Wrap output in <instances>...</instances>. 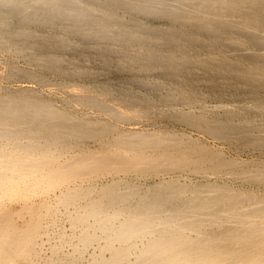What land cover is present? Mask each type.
Here are the masks:
<instances>
[{
	"label": "bare ground",
	"instance_id": "obj_1",
	"mask_svg": "<svg viewBox=\"0 0 264 264\" xmlns=\"http://www.w3.org/2000/svg\"><path fill=\"white\" fill-rule=\"evenodd\" d=\"M0 51L71 95L0 88V264H264V162L77 113L264 150V0H0ZM169 172L227 179L134 181Z\"/></svg>",
	"mask_w": 264,
	"mask_h": 264
},
{
	"label": "rangeland",
	"instance_id": "obj_2",
	"mask_svg": "<svg viewBox=\"0 0 264 264\" xmlns=\"http://www.w3.org/2000/svg\"><path fill=\"white\" fill-rule=\"evenodd\" d=\"M9 58V59H8ZM18 58H20V57H9L7 54H5L4 52H1L0 51V70H1V72H0V88H3L4 87V89H12V90H16V89H26L27 87L28 88H31V89H35V90H37V89H39V92H41V94H42V96L44 97V98H46V99H48L49 101L50 100H52V102H55V103H57V106L58 107H60V108H62V109H65V110H68L69 111V108H67V107H65V105H63V104H61L60 102H59V100L58 99H60V98H62L63 96V98H65V99H68V100H70L71 99V95H70V93L66 90H63L62 88H57L56 87V89H55V87H40L37 83L35 84V82H30L29 80L27 81V80H25V79H22V81L21 80H19V81H17V80H10L9 81V79H8V81H7V79H6V73H7V70L9 69V68H11L12 66H14V64L16 65V66H20L21 65V67H25L26 65L24 64L25 63V61H24V59L23 58H21V59H19L18 60ZM8 59V60H7ZM14 60V61H13ZM6 61V62H5ZM9 61V62H8ZM11 61V62H10ZM4 62V63H3ZM6 63V64H5ZM9 63H11V64H9ZM13 63V64H12ZM23 65H25V66H23ZM5 66H7V67H5ZM5 67V68H4ZM3 70H5V71H3ZM43 73L45 74V76H47V77H49V79H51L53 76L49 73V72H44L43 71ZM43 74V75H44ZM3 76V77H2ZM3 79V80H2ZM24 80V81H23ZM52 80H55V79H52ZM5 81V82H4ZM17 81V82H16ZM21 81V82H20ZM27 83H26V82ZM10 83V84H9ZM6 84V85H5ZM37 85V86H36ZM17 86V87H16ZM6 87V88H5ZM25 87V88H24ZM33 87V88H32ZM62 89V90H61ZM56 91V92H55ZM43 92H45V94L43 93ZM52 93V94H51ZM67 94V95H66ZM60 105V106H59ZM86 108V109H85ZM77 113H79V114H86V115H88V116H90V117H92L93 119H100V117H101V119L100 120H104V121H106V122H108L111 126H113L114 128H117V130H121V131H124V130H126V131H134V130H138V131H150V132H161V130H162V132H164V133H166V132H170V131H175V132H179V134H181V135H185V136H187V135H190V136H192V137H194V138H196V137H198V139H200L201 141H203L207 146H211V148L213 149V150H215V151H219V153L221 154V155H223V157L224 156H226V157H224V158H226V159H230V160H234L235 161V159H236V161H253V159H254V161L255 160H257V161H261V162H264V154L263 155H258L260 152H263L264 153V150L263 149H261L260 147H256V146H249V145H246V144H243V143H239L238 141H228L227 143L225 142L224 143V141H220V140H218V141H220V142H218V141H216V140H214V139H212L211 137H209L208 135L206 136V135H203V134H201V133H198L197 131H193V129L192 128H190L188 125H186V124H181V123H179V122H177V124L174 122V121H172V120H170V119H168V118H159L158 119V122H160L161 123V125L160 124H158V126H154V125H152V123L151 122H148V120L147 119H143V120H140L139 122H141V123H139V124H137L136 126H131V125H129L128 123H120V122H117V121H115V120H113V119H111V118H109L108 116H105V115H100L99 113H98V111H96V110H94V109H90V108H88V107H82V106H78V109H77ZM92 115H95V116H92ZM99 116V118H98V116ZM153 119H156L154 116L152 117ZM165 121H164V120ZM160 120H163V121H160ZM110 121H112V122H110ZM168 121H170V123L168 122ZM143 122V123H142ZM126 124V125H125ZM147 124H149V125H147ZM163 124V125H162ZM172 124V125H171ZM167 125H168V127H167ZM174 125V126H173ZM125 127V128H124ZM133 127V128H132ZM140 127V128H139ZM145 127V128H144ZM147 127H149V128H147ZM154 127V128H153ZM186 127V128H185ZM151 128V129H150ZM184 128V129H183ZM122 129H124V130H122ZM130 129V130H129ZM164 129V130H163ZM183 129V130H182ZM178 130V131H177ZM203 138H204V140H203ZM209 140V141H208ZM231 142V143H230ZM233 142V143H232ZM214 143V144H213ZM231 146H230V145ZM229 145V146H228ZM239 145V146H238ZM242 145V146H241ZM221 146V147H220ZM236 146H238L237 148H236ZM243 146H244V149H243ZM247 148H246V147ZM256 148V149H255ZM261 149V150H260ZM243 152H241V151ZM253 150V151H252ZM258 150V151H257ZM248 152V153H247ZM252 152V153H251ZM240 153V154H239ZM247 153V154H246ZM228 155V156H227ZM233 158V159H232ZM176 173L177 172H169V173H161V174H159V176L158 177H156V176H152V177H149V178H147V177H144V176H142V177H140V175L137 177L138 179L136 180V179H134V181L136 182V183H150V182H160V181H162V180H164V179H169V178H171V177H175L176 176ZM180 175V174H182L181 175V178H182V180H188V181H192V183L194 182V183H216V182H219V183H221L222 181H224V180H226L227 178H225L224 176H213V175H210V173L209 174H201V173H196V172H190L189 174H184V173H182V172H178L177 173V175ZM187 175V176H186ZM203 175V176H202ZM165 176V177H164ZM169 176V177H168ZM183 176V177H182ZM129 177H131V175H129V176H127V178H129ZM143 177H144V179H143ZM161 177V178H160ZM185 177V178H184ZM189 177V178H188ZM223 177V178H222ZM107 178H108V181H110L113 177L112 176H107V177H105L104 179H102V182L101 181H99V182H97V184L98 185H102L104 182L105 183H107L108 181H107ZM111 178V179H110ZM140 178V179H139ZM203 179V180H202ZM186 180V181H187ZM138 181V182H137ZM144 181V182H143ZM212 181V182H211ZM215 181V182H214ZM234 185L235 186H240V182H238V180H235L234 182ZM63 212V210H61V213H60V215L58 216V219H59V217H61L60 219H59V221L61 222L62 220V223H60L58 220H57V223H56V225H57V227H58V229L59 230H55L54 232L52 231V233L50 234V236H52V239H51V244H57V245H59L60 243H58V241H57V239H59V234L58 233H60L61 232V230H62V232H65L66 231V233L67 234H71L70 233V227H68L69 226V224L66 222V216H65V214H63L62 213ZM65 216V217H64ZM65 222V223H64ZM60 223V224H59ZM59 224V225H58ZM64 227L67 229H65V231H63V229H64ZM69 231V232H68ZM56 232V233H55ZM54 234V235H53ZM54 239H56V241L54 242ZM54 242V243H53ZM59 242H60V240H59ZM96 245L98 246V244H94V245H92V247H89L88 248V251L84 254L85 255V257L83 258L84 260L82 261V262H87V259L89 260L90 259V255H88V254H91V253H93L94 251H95V248L94 247H96ZM49 247H50V245H45L43 248H44V250H43V252H42V254H41V258L39 259V263L41 262V264H46L45 263V261L47 262V264H52V262L51 263H49L50 261H49V256H50V254H52V252H51V250L49 249ZM69 250V247H66V250ZM93 249H94V251H93ZM46 250V251H45ZM65 250V251H66ZM48 255V256H47ZM87 256V257H86ZM46 257H47V259H46ZM89 257V258H88Z\"/></svg>",
	"mask_w": 264,
	"mask_h": 264
}]
</instances>
